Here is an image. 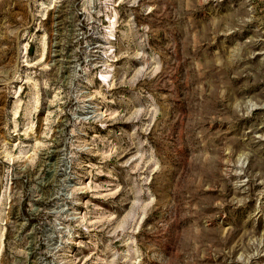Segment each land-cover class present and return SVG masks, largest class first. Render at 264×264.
I'll list each match as a JSON object with an SVG mask.
<instances>
[{
  "label": "rangeland",
  "instance_id": "obj_1",
  "mask_svg": "<svg viewBox=\"0 0 264 264\" xmlns=\"http://www.w3.org/2000/svg\"><path fill=\"white\" fill-rule=\"evenodd\" d=\"M0 264H264V0H0Z\"/></svg>",
  "mask_w": 264,
  "mask_h": 264
}]
</instances>
